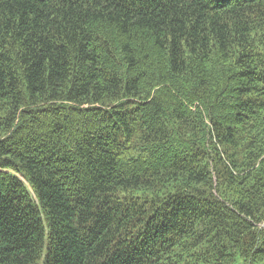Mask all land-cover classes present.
I'll return each instance as SVG.
<instances>
[{
	"label": "trees",
	"instance_id": "16d2710c",
	"mask_svg": "<svg viewBox=\"0 0 264 264\" xmlns=\"http://www.w3.org/2000/svg\"><path fill=\"white\" fill-rule=\"evenodd\" d=\"M0 264H264V0H0Z\"/></svg>",
	"mask_w": 264,
	"mask_h": 264
}]
</instances>
